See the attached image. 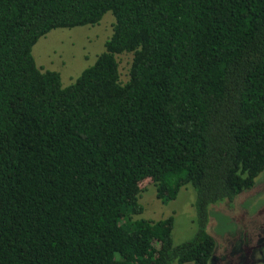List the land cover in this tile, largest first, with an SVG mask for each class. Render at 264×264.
Listing matches in <instances>:
<instances>
[{
	"label": "trees",
	"instance_id": "obj_1",
	"mask_svg": "<svg viewBox=\"0 0 264 264\" xmlns=\"http://www.w3.org/2000/svg\"><path fill=\"white\" fill-rule=\"evenodd\" d=\"M107 11L74 80L37 64L40 36ZM263 171L264 0H0V264H210V204ZM150 184H191L193 236L133 217Z\"/></svg>",
	"mask_w": 264,
	"mask_h": 264
},
{
	"label": "rangeland",
	"instance_id": "obj_2",
	"mask_svg": "<svg viewBox=\"0 0 264 264\" xmlns=\"http://www.w3.org/2000/svg\"><path fill=\"white\" fill-rule=\"evenodd\" d=\"M111 15L110 11L105 12L99 23L93 25L52 28L32 46L35 61L44 68L58 70L63 84L74 80L104 48V41L112 28ZM128 58L129 53L120 56L122 79H126ZM195 196V189L186 184L176 198L163 202L156 197L155 186L150 184L139 194L142 211L133 217L155 220L172 214L175 220L173 238L179 243L196 231ZM209 208L208 229L216 240L215 252L222 256L218 264H229L233 260L234 264H239L240 251L244 249L252 250V264H263L264 244L260 238L264 229V171L257 177L253 188L243 191L232 201L225 199L211 203Z\"/></svg>",
	"mask_w": 264,
	"mask_h": 264
},
{
	"label": "flooded vegetation",
	"instance_id": "obj_3",
	"mask_svg": "<svg viewBox=\"0 0 264 264\" xmlns=\"http://www.w3.org/2000/svg\"><path fill=\"white\" fill-rule=\"evenodd\" d=\"M262 237L260 238L261 240V244H264V229L262 230ZM242 248V247H241ZM216 249V248H215ZM251 249H244L240 251V262L239 264H252V260H250V258H252V254H251ZM222 256L220 257V255L217 254V252L214 251L213 257L211 258L210 264H218L219 261L221 260ZM224 262H226V259L224 257ZM235 261H230L229 264H234ZM264 264V263H263Z\"/></svg>",
	"mask_w": 264,
	"mask_h": 264
}]
</instances>
